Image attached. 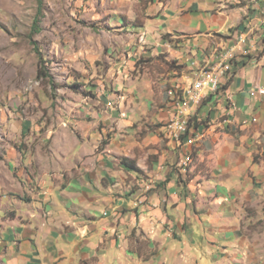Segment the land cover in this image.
Masks as SVG:
<instances>
[{"label":"rangeland","instance_id":"obj_1","mask_svg":"<svg viewBox=\"0 0 264 264\" xmlns=\"http://www.w3.org/2000/svg\"><path fill=\"white\" fill-rule=\"evenodd\" d=\"M147 3L0 0V264H264V128L170 142Z\"/></svg>","mask_w":264,"mask_h":264},{"label":"crops","instance_id":"obj_2","mask_svg":"<svg viewBox=\"0 0 264 264\" xmlns=\"http://www.w3.org/2000/svg\"><path fill=\"white\" fill-rule=\"evenodd\" d=\"M145 11L153 16L141 29L150 31L162 44L161 34L168 35L165 46L177 65L168 73L169 93L178 98L176 104L172 102L176 106L172 111H158L152 118L157 124L167 121L159 129L170 142H177L169 125L177 105L184 101L185 90L201 66H214L225 52L232 60L230 71L221 80L222 89L199 105L189 104V117L192 114L205 124L195 125L192 132L188 129L187 140L191 135L214 140L221 127L264 128V0H148Z\"/></svg>","mask_w":264,"mask_h":264},{"label":"built area","instance_id":"obj_3","mask_svg":"<svg viewBox=\"0 0 264 264\" xmlns=\"http://www.w3.org/2000/svg\"><path fill=\"white\" fill-rule=\"evenodd\" d=\"M232 55L225 52L223 58L220 59L212 67H207L206 71H198L196 79L192 83V87L196 89V100H188V106H182V113H179V122H171L172 125L179 128V137L177 141H186L188 137V129L190 127V117H183V108H190V105H199L209 94H217L220 90L222 78L231 69L230 62ZM192 141L190 138L186 142Z\"/></svg>","mask_w":264,"mask_h":264},{"label":"bare ground","instance_id":"obj_4","mask_svg":"<svg viewBox=\"0 0 264 264\" xmlns=\"http://www.w3.org/2000/svg\"><path fill=\"white\" fill-rule=\"evenodd\" d=\"M223 56L224 54L222 55L221 58H223ZM207 67L208 66H201L199 71H206ZM183 98H184V101H182L181 103L177 105V113L175 115V118L172 120V122H179V113H182V106H188V100H196V89H194L192 85L189 86V88L185 90ZM190 110H191L190 108H183V117H189ZM169 126H170V132L172 136L175 138L179 137V128L175 127V125H172L171 122Z\"/></svg>","mask_w":264,"mask_h":264},{"label":"trees","instance_id":"obj_5","mask_svg":"<svg viewBox=\"0 0 264 264\" xmlns=\"http://www.w3.org/2000/svg\"><path fill=\"white\" fill-rule=\"evenodd\" d=\"M40 4V2H39ZM37 28V20H36V17L34 18L33 20V23H32V27H31V30L33 32V30ZM122 166L126 169V170H132V171H137L138 168L136 166V163L135 162H132V161H127V160H124L123 161V164Z\"/></svg>","mask_w":264,"mask_h":264}]
</instances>
